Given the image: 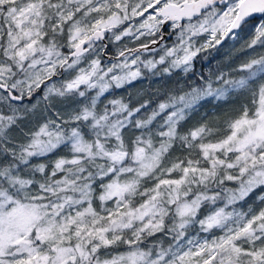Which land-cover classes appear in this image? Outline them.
<instances>
[{
  "label": "snow or ice",
  "instance_id": "6c2138e0",
  "mask_svg": "<svg viewBox=\"0 0 264 264\" xmlns=\"http://www.w3.org/2000/svg\"><path fill=\"white\" fill-rule=\"evenodd\" d=\"M0 264H264V0H0Z\"/></svg>",
  "mask_w": 264,
  "mask_h": 264
},
{
  "label": "rangeland",
  "instance_id": "374dc122",
  "mask_svg": "<svg viewBox=\"0 0 264 264\" xmlns=\"http://www.w3.org/2000/svg\"><path fill=\"white\" fill-rule=\"evenodd\" d=\"M146 83H147V82H145V84H146ZM142 87H144L143 84H135V85H133L132 88L129 89V90H130V91H135V90H137V89H139V88H142ZM116 93H117L118 96H122V95H126V94H127V93H126V90H118ZM205 111H208L209 113H215V112H216V109L212 108L211 105H209V106H207V108L205 109ZM217 115H219V113H217Z\"/></svg>",
  "mask_w": 264,
  "mask_h": 264
},
{
  "label": "trees",
  "instance_id": "16d2710c",
  "mask_svg": "<svg viewBox=\"0 0 264 264\" xmlns=\"http://www.w3.org/2000/svg\"><path fill=\"white\" fill-rule=\"evenodd\" d=\"M197 67H200V65L198 64ZM116 95H117V93H116Z\"/></svg>",
  "mask_w": 264,
  "mask_h": 264
}]
</instances>
